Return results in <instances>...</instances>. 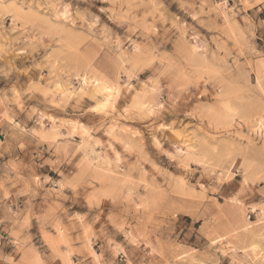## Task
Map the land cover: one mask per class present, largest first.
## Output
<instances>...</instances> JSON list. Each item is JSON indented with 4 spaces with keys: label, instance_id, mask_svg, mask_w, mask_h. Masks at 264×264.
Listing matches in <instances>:
<instances>
[{
    "label": "rangeland",
    "instance_id": "rangeland-1",
    "mask_svg": "<svg viewBox=\"0 0 264 264\" xmlns=\"http://www.w3.org/2000/svg\"><path fill=\"white\" fill-rule=\"evenodd\" d=\"M0 264H264V0H0Z\"/></svg>",
    "mask_w": 264,
    "mask_h": 264
}]
</instances>
